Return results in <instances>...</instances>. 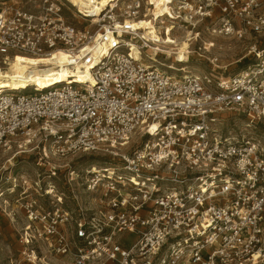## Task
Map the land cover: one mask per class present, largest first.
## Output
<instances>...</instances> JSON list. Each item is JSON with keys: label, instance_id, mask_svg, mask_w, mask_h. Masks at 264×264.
I'll return each instance as SVG.
<instances>
[{"label": "built area", "instance_id": "2783aa9c", "mask_svg": "<svg viewBox=\"0 0 264 264\" xmlns=\"http://www.w3.org/2000/svg\"><path fill=\"white\" fill-rule=\"evenodd\" d=\"M146 30L187 39L189 59L214 45L202 37L246 39L249 61L189 74ZM62 53L92 79L0 89V206L24 260L47 247L69 264H264V0L2 3L0 70Z\"/></svg>", "mask_w": 264, "mask_h": 264}, {"label": "rangeland", "instance_id": "374dc122", "mask_svg": "<svg viewBox=\"0 0 264 264\" xmlns=\"http://www.w3.org/2000/svg\"><path fill=\"white\" fill-rule=\"evenodd\" d=\"M4 1L0 0V6ZM39 0H17L22 6L33 8ZM71 20H76L70 16ZM203 41H213L214 45L210 46L208 50H203L200 54H191L190 62L186 69L189 74H196L201 76H210L213 79L220 77H229L238 73L248 63L250 56L248 53L249 41L246 39H239L233 36H209V38L202 37ZM186 72V73H187ZM254 134L264 136L263 127L260 126ZM264 139V137H263ZM10 151L0 148V167L5 160L10 158ZM16 166H22L25 161H30L35 167L34 157L28 155L17 156ZM8 205L0 206V264H18L23 261L24 264H32L24 260V248L20 242L19 228L15 227L9 215L11 207ZM19 224L23 222L21 217L17 219ZM36 264H69L66 259L54 256L47 250V247L41 253Z\"/></svg>", "mask_w": 264, "mask_h": 264}, {"label": "bare ground", "instance_id": "6f19581e", "mask_svg": "<svg viewBox=\"0 0 264 264\" xmlns=\"http://www.w3.org/2000/svg\"><path fill=\"white\" fill-rule=\"evenodd\" d=\"M74 5L80 6L83 9H87L93 13H101L109 3L110 0H70ZM159 4L164 0H153ZM147 23H142L146 29ZM150 28V27H149ZM151 29V28H150ZM153 39L166 43L176 42L178 50L176 52L177 59H181L183 62L190 61L188 54L189 42L187 39H174L171 35L162 38L156 35L154 30H146ZM159 36V37H158ZM169 52L172 49V44H169ZM101 42L98 41L94 51L95 56H99L101 52ZM54 58V59H53ZM53 58L48 57H35L25 54H18L12 60L11 66L6 70H0V89L3 90L7 87H13V89H26L29 86L37 85L42 89L51 87L52 85L65 81L70 76H74L78 81H90V66L82 63L76 64L74 67L69 64L72 63L70 56L67 53L61 55H55ZM40 63H52L53 66L40 65ZM97 62L93 64L95 66ZM91 66V67H93ZM187 72V69H185Z\"/></svg>", "mask_w": 264, "mask_h": 264}]
</instances>
